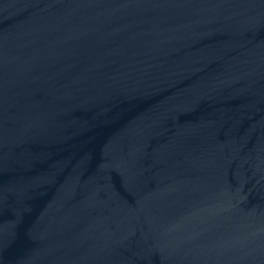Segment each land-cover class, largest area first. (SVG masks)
<instances>
[{
	"label": "water",
	"instance_id": "obj_1",
	"mask_svg": "<svg viewBox=\"0 0 264 264\" xmlns=\"http://www.w3.org/2000/svg\"><path fill=\"white\" fill-rule=\"evenodd\" d=\"M0 264H264V0H0Z\"/></svg>",
	"mask_w": 264,
	"mask_h": 264
}]
</instances>
